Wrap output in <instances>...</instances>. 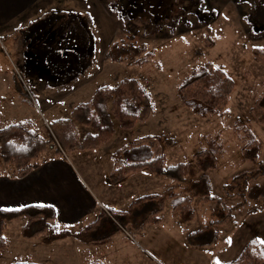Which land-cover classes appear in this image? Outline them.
Masks as SVG:
<instances>
[{
    "label": "rangeland",
    "instance_id": "374dc122",
    "mask_svg": "<svg viewBox=\"0 0 264 264\" xmlns=\"http://www.w3.org/2000/svg\"><path fill=\"white\" fill-rule=\"evenodd\" d=\"M256 3L259 7L264 0H47L26 22L0 29V127L32 119L46 138L50 121L68 118L72 108L88 101L99 86H113L123 78L138 79L152 96L154 114L131 130L115 127L111 140L97 150L72 152L62 158L99 199L101 209L125 210L140 196L163 192L169 180L143 172L109 185L110 156L117 149L130 143L152 142L157 153L165 154L166 166H172L190 160L204 146L205 137L220 135L225 152L217 157L216 169L206 175L213 195L224 202L231 215L220 227L217 242L192 248L184 239L185 233L225 215L214 202L195 203V217L187 222L173 216L167 203L164 223L147 234L164 257L158 264L228 263L238 257L251 238L264 240V169L259 171L241 160L243 144L233 133L235 122L248 126L262 142L260 161L264 162V125L254 107L264 92V59L254 52L260 49L264 53V19L256 20L258 14L264 17L263 11L255 9ZM148 16L177 18L162 24ZM71 28V42L60 47L57 29L61 34ZM208 40L215 45L209 47ZM83 41L87 53L79 54L78 63L75 59L72 63L70 57L66 61L61 56L52 59L53 48L63 47L64 52L67 48L74 53L75 48L83 47ZM114 42L144 47L154 52V57L143 66L133 65L128 58L112 62L106 54ZM205 63L224 69L234 82L222 119L194 115L176 95L183 77ZM62 70L71 78L62 77ZM62 78L70 82L57 83ZM77 129L81 137L91 131L80 125ZM44 155L51 160L59 157L53 149ZM12 170L3 166L0 174L12 176ZM251 170H257L256 177L249 173ZM241 172L244 176L235 179ZM254 185L257 187L252 192ZM258 193L259 197H253ZM125 232L132 233L129 228ZM4 233L19 255L24 242L20 220L9 222ZM41 238L32 239V243ZM69 242L62 241L60 246L67 247Z\"/></svg>",
    "mask_w": 264,
    "mask_h": 264
},
{
    "label": "trees",
    "instance_id": "16d2710c",
    "mask_svg": "<svg viewBox=\"0 0 264 264\" xmlns=\"http://www.w3.org/2000/svg\"><path fill=\"white\" fill-rule=\"evenodd\" d=\"M255 9L263 11L264 17V5L257 7L256 3ZM176 18L156 17L155 19L163 24L167 22L166 19L174 21ZM257 19L264 18H260L258 14ZM60 30L57 29L56 37L61 47L71 42L69 38L73 34L72 28L70 31L66 29V32L61 34ZM75 36L79 38V35ZM91 42L92 38L89 44ZM82 44L83 47L78 46L74 53L68 52L67 48L64 52L63 47L53 48L51 54L55 57L52 59L61 56L62 60L66 61L70 57L73 58L72 63L74 59L78 63L79 54L86 51L87 43L83 41ZM207 45L213 47L215 42L208 40ZM254 52L257 58L264 59V53L260 49H255ZM153 57L154 52H148L144 47H132L119 42L112 43L106 54V58L112 62L120 63L128 58L136 66L148 64ZM57 68L52 67L53 70ZM73 71L77 72L78 68ZM62 77H66L63 70ZM68 77L71 78L67 75L66 78ZM64 78L57 83L66 81ZM233 90L234 82L224 69L205 63L183 77L176 87V95L181 105L194 115L201 118L222 119L227 113V103ZM254 107L260 112L259 121L264 125V92L256 99ZM154 112L151 94L136 78H123L113 86H99L88 101L80 102L72 108L68 118L50 121L46 138L39 134L36 122L32 119L16 121L0 127V169L3 166H10L13 168L12 176L24 178L49 159L44 155L49 149H53L56 156L97 150L111 140L115 127L120 130H131L138 123L149 119ZM77 125L89 128L91 131L81 137ZM233 133L243 144L241 160L257 166L259 171L264 169V162L260 161L263 145L254 132L248 126L235 122ZM224 152L225 141L216 134L205 137L204 146L197 149L190 160L166 166L165 154L157 153L153 149L152 142L127 144L110 156L112 170L107 177L108 184L116 185L133 174L148 172L169 180L163 192L140 196L131 201L125 210L101 209L93 222L76 232L58 229L53 225L56 215L52 206L29 205L17 210L0 209V253L8 247V241L3 235L7 223L19 218L25 220L20 229V236L25 240L45 236L43 243L49 245L73 237L83 244L104 245L128 228L135 232L148 225L161 224L167 203L173 216L187 222L195 217V203L214 202L220 206L225 215L219 220L211 221L193 232L186 233L184 237L189 247H209L217 242L220 227L231 215L230 209L224 202L213 195L210 180L206 175L207 171L216 169L217 157ZM249 173L256 177L257 170H251ZM244 174L245 172L237 174L235 179L241 178ZM256 187L254 185L251 188L252 192ZM259 196L258 193L253 197ZM259 241L257 238H251L238 257L226 264H264V244Z\"/></svg>",
    "mask_w": 264,
    "mask_h": 264
},
{
    "label": "crops",
    "instance_id": "0c3cea01",
    "mask_svg": "<svg viewBox=\"0 0 264 264\" xmlns=\"http://www.w3.org/2000/svg\"><path fill=\"white\" fill-rule=\"evenodd\" d=\"M44 2L47 0H0V29L13 28L11 26L16 22H26L31 15L41 10L39 5ZM63 156L48 159L24 178L0 174V209L17 210L29 205L52 206L56 215L53 225L71 232L93 222L101 210L100 201L80 181ZM17 220H20L21 229L25 220ZM8 225L9 222L6 228ZM152 227L155 225L132 232L136 237L125 235L124 231L104 245H87L72 237L50 245L43 243L45 236L36 244L32 243V239L22 238L24 242L19 255L15 253L13 242L4 233L8 247L0 253V264H158L159 259L164 260V257L152 243L150 233L147 234ZM62 241L71 242L69 246L62 247ZM74 258L75 263L69 262ZM171 263L183 264L182 261Z\"/></svg>",
    "mask_w": 264,
    "mask_h": 264
},
{
    "label": "snow or ice",
    "instance_id": "6c2138e0",
    "mask_svg": "<svg viewBox=\"0 0 264 264\" xmlns=\"http://www.w3.org/2000/svg\"><path fill=\"white\" fill-rule=\"evenodd\" d=\"M42 206H43V205H41V207H42ZM228 242H229V244H231V242H232V241H231V238H229V241H228ZM259 242H260L261 244H264V240H260ZM217 264H220V262L217 261Z\"/></svg>",
    "mask_w": 264,
    "mask_h": 264
}]
</instances>
